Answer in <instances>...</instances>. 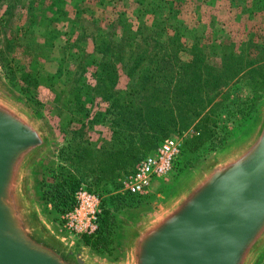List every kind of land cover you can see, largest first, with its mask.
<instances>
[{
  "label": "rangeland",
  "instance_id": "obj_1",
  "mask_svg": "<svg viewBox=\"0 0 264 264\" xmlns=\"http://www.w3.org/2000/svg\"><path fill=\"white\" fill-rule=\"evenodd\" d=\"M96 36L113 40L111 48L118 52L120 47L124 64L141 54L154 76L141 94V106L169 113L168 139L185 135L169 175L135 197L136 207L116 211L115 218L160 207L189 172L243 136L258 116L264 104V0H0V79L35 108L49 129L54 140L49 162L64 145L58 122L70 119L64 71L78 68L79 57L93 56ZM122 65L115 64L114 92L132 84ZM23 74L35 82L23 83ZM14 81L27 86L28 94ZM109 136L106 121L89 130L85 140L99 147ZM57 160L45 171L48 182L49 170L60 165ZM45 213L61 224L62 214ZM100 255L112 257L113 252Z\"/></svg>",
  "mask_w": 264,
  "mask_h": 264
},
{
  "label": "water",
  "instance_id": "obj_2",
  "mask_svg": "<svg viewBox=\"0 0 264 264\" xmlns=\"http://www.w3.org/2000/svg\"><path fill=\"white\" fill-rule=\"evenodd\" d=\"M53 144L35 108L0 79V264H258L264 257V104L243 136L212 152L160 207L115 215L112 257L45 213L52 208L42 181L58 161L48 159Z\"/></svg>",
  "mask_w": 264,
  "mask_h": 264
},
{
  "label": "trees",
  "instance_id": "obj_3",
  "mask_svg": "<svg viewBox=\"0 0 264 264\" xmlns=\"http://www.w3.org/2000/svg\"><path fill=\"white\" fill-rule=\"evenodd\" d=\"M43 46L50 47L48 42H44ZM111 46L113 40L107 42L96 36L93 56L86 59L79 57L78 68L64 71L63 93L70 119L58 122L64 139L58 155L60 165L49 170V182L46 179L42 181L43 200L58 215L73 207L74 194L81 187L89 192L105 193L97 233L80 238L86 247L99 255L114 252V246L111 247L114 213L140 203L135 198L137 196L119 192L118 180L132 174L140 160L167 140L173 129L165 109L141 106V94L154 81L152 71L141 54L127 65L120 47L118 52H114ZM116 63L123 64L126 77L132 82L127 90L121 92H114L118 83ZM90 69L93 71L89 72ZM21 79L29 85L35 82V78L27 74H23ZM17 83L19 91L27 95V86ZM93 106L95 111H92ZM106 121L110 131L107 140L100 141L99 147L85 140L89 130Z\"/></svg>",
  "mask_w": 264,
  "mask_h": 264
},
{
  "label": "built area",
  "instance_id": "obj_4",
  "mask_svg": "<svg viewBox=\"0 0 264 264\" xmlns=\"http://www.w3.org/2000/svg\"><path fill=\"white\" fill-rule=\"evenodd\" d=\"M185 135L165 140L142 159L132 174L118 180L119 192L130 196L146 194L154 183L166 178L182 152ZM102 197L84 187L74 194L73 207L62 214L61 226L76 237L94 236L100 225Z\"/></svg>",
  "mask_w": 264,
  "mask_h": 264
},
{
  "label": "crops",
  "instance_id": "obj_5",
  "mask_svg": "<svg viewBox=\"0 0 264 264\" xmlns=\"http://www.w3.org/2000/svg\"><path fill=\"white\" fill-rule=\"evenodd\" d=\"M66 1V3H69V1H71V0H65Z\"/></svg>",
  "mask_w": 264,
  "mask_h": 264
}]
</instances>
